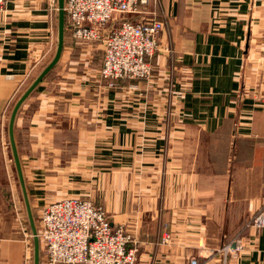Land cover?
I'll return each instance as SVG.
<instances>
[{
    "label": "crops",
    "instance_id": "0c3cea01",
    "mask_svg": "<svg viewBox=\"0 0 264 264\" xmlns=\"http://www.w3.org/2000/svg\"><path fill=\"white\" fill-rule=\"evenodd\" d=\"M49 4L7 0L0 12V264H31L8 125L54 56ZM147 11L166 21L149 79L110 84L102 44L67 34L24 102L15 133L33 212L92 199L135 236L137 264H264V226L253 225L264 211V0H159ZM237 238L245 248L226 256Z\"/></svg>",
    "mask_w": 264,
    "mask_h": 264
},
{
    "label": "built area",
    "instance_id": "2783aa9c",
    "mask_svg": "<svg viewBox=\"0 0 264 264\" xmlns=\"http://www.w3.org/2000/svg\"><path fill=\"white\" fill-rule=\"evenodd\" d=\"M152 2L159 0H65L73 38L104 45L100 74L110 84L152 76V58L166 21L157 14L136 21L128 18L144 13L142 9ZM6 4L7 0H0V12L6 10ZM113 21L106 37L105 30ZM39 223L44 264H137L135 236L123 224L115 226L106 209L91 200L65 197L49 202L40 210ZM253 225L264 226V211L254 217ZM170 239L166 233L161 241L169 243ZM244 248V241L237 238L221 250L227 256Z\"/></svg>",
    "mask_w": 264,
    "mask_h": 264
},
{
    "label": "water",
    "instance_id": "95a60500",
    "mask_svg": "<svg viewBox=\"0 0 264 264\" xmlns=\"http://www.w3.org/2000/svg\"><path fill=\"white\" fill-rule=\"evenodd\" d=\"M134 17L133 19H137ZM114 22L110 25L108 29L105 30V36L109 35L110 29L113 27ZM65 38H66V11H65V0H58V41L57 48L53 58L50 62L45 65L38 75L33 79L30 85L25 89L22 95L16 101L9 119L8 132H9V143L11 146L13 159L20 182L23 198L25 201V206L29 218L30 228L34 240V264H41V241L38 235V228L35 220V215L33 212V207L31 204V199L29 196L27 181L25 178L22 161L16 141V121L20 113V110L24 102L28 99L29 96L35 91L38 85L49 75V73L54 69V67L59 63L64 47H65Z\"/></svg>",
    "mask_w": 264,
    "mask_h": 264
},
{
    "label": "rangeland",
    "instance_id": "374dc122",
    "mask_svg": "<svg viewBox=\"0 0 264 264\" xmlns=\"http://www.w3.org/2000/svg\"><path fill=\"white\" fill-rule=\"evenodd\" d=\"M151 4V3H150ZM149 4V5H150ZM7 5V4H6ZM50 11H51V14L55 17V14L57 13V18H58V0H50ZM149 5H147L146 7H144L142 10H143V12L144 13H142V14H133V15H129L128 16V18L130 19V20H133V21H136V20H138V19H140V17H145V16H148L147 14H149L148 13V6ZM134 17H138L136 20L135 19H133ZM67 22H68V26H67ZM114 22V24H115V21H113ZM111 24H112V22H111ZM110 24V25H111ZM114 26V25H113ZM110 27V26H109ZM108 27V28H109ZM107 28V29H108ZM67 29H68V34H70L71 36H72V31H71V27H70V23H69V20H68V15H67V12H66V36H67ZM73 37V36H72ZM161 38V37H160ZM66 39V38H65ZM76 40V39H75ZM78 41V40H77ZM80 42V41H79ZM90 42V41H89ZM98 43V42H97ZM103 46V49H104V45H102ZM159 47H160V41H159ZM56 48H57V46H56ZM159 50V49H158ZM157 50V51H158ZM55 52H56V49H55ZM55 54V53H54ZM137 79H141V78H137ZM25 91V90H24ZM23 91V92H24ZM22 94H20L19 95V97L21 96ZM18 97V98H19ZM14 107V106H13ZM6 144V149H7V158H8V163H10V164H12L13 165V163L11 162V160H12V158H11V155H10V151H9V146H8V144H7V142L5 143ZM13 167H14V165H13ZM18 176V175H17ZM15 177H16V175H15ZM84 198V197H83ZM85 199H87V200H91V201H93L95 204H97V205H100V206H102V207H104L102 204H100V203H97V202H95L94 200H92V199H89V198H85ZM18 207V206H17ZM13 209H14V211H13V214L15 215V219L17 220H19V218H18V214L20 213L21 215H22V213H21V210L19 209H17L16 208V206H15V204L13 205ZM25 209H26V206H25ZM39 209L41 210L42 208L41 207H39ZM38 209V212L35 210L34 211V213H35V220H36V224H37V228H38V231H39V229H40V223H39V213H40V210ZM16 210H18L17 212H16ZM107 211V210H106ZM25 212V211H24ZM109 214V213H108ZM110 216V215H109ZM111 219V218H110ZM112 221V220H111ZM25 223H26V225L30 228V225H29V223H28V220L27 221H25ZM113 223V222H112ZM121 224H119V225H116L115 224V226H120ZM31 229V228H30ZM30 238H31V246H32V252H31V259H30V262H31V264H34V258H33V248H34V240H33V235H32V232H31V235H30ZM40 241H41V239H40ZM160 242L162 243V241L160 240ZM162 244H168V243H162ZM43 248H44V246H43V244H42V241H41V264H44V259H45V257H44V250H43ZM138 254H139V250H138Z\"/></svg>",
    "mask_w": 264,
    "mask_h": 264
},
{
    "label": "trees",
    "instance_id": "16d2710c",
    "mask_svg": "<svg viewBox=\"0 0 264 264\" xmlns=\"http://www.w3.org/2000/svg\"><path fill=\"white\" fill-rule=\"evenodd\" d=\"M67 26H68V22H67ZM67 34H68V29H67Z\"/></svg>",
    "mask_w": 264,
    "mask_h": 264
}]
</instances>
